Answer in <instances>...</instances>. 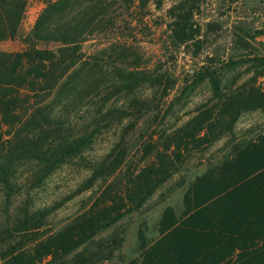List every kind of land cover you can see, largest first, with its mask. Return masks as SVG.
Returning <instances> with one entry per match:
<instances>
[{
	"label": "trees",
	"instance_id": "obj_1",
	"mask_svg": "<svg viewBox=\"0 0 264 264\" xmlns=\"http://www.w3.org/2000/svg\"><path fill=\"white\" fill-rule=\"evenodd\" d=\"M26 1L0 0V42L20 38L25 45L22 52H0V264H100L121 247L118 223L139 214L192 149L233 135L242 113L264 110V90L256 87L264 57L251 58L246 42L241 55L205 56L186 73L176 103L184 105L204 83L212 97L169 133L159 117L176 79L162 64L141 62L139 48L119 35L132 8L160 7L163 0H44L23 35ZM198 1L179 0L167 11L173 47L194 41L196 54L203 45L193 22ZM133 21L140 20L125 24L131 31ZM95 35L112 38L88 54L83 44ZM250 72L248 83L234 87ZM173 107H166L163 119ZM150 115L141 162L131 167L130 135ZM105 138L108 151L92 156ZM229 147L190 185L209 181L211 192L203 200L194 195L180 218L168 210L170 224L161 237L128 264H264V129ZM64 168L85 177L60 200L40 203L47 182ZM87 191L82 211L52 228L57 211ZM103 233L109 235L99 238Z\"/></svg>",
	"mask_w": 264,
	"mask_h": 264
},
{
	"label": "rangeland",
	"instance_id": "obj_2",
	"mask_svg": "<svg viewBox=\"0 0 264 264\" xmlns=\"http://www.w3.org/2000/svg\"><path fill=\"white\" fill-rule=\"evenodd\" d=\"M178 1L163 0L160 7L149 3L143 10L135 6L123 16L125 19L122 24L123 29L119 30V35L124 38L125 42L139 48L141 62L148 65L162 64L163 68L167 69L177 81L175 89L162 101L164 104L162 113L170 103H173L174 107L171 111L169 110L166 119H163L162 113L159 117V121L163 120L165 130L171 128L169 133L188 122L196 115V109L208 103L212 97L209 86L204 83L181 101L185 102L184 105L176 103L180 99L181 88L184 87L187 78L186 73L202 65L205 56L210 54L209 56L227 59L231 55H241L244 51H241L240 45H243L242 42H246L250 46L247 52L252 54L251 58L264 57V36L255 35L257 31H264V0H199L197 5L200 7L195 11L193 18V22L199 27L201 34L197 39L203 42L198 54L195 53L194 41H189L187 47L182 45L179 48L173 47L170 42L168 25L172 20L168 17L167 11ZM44 7V0L26 1L20 34L27 35L32 30ZM132 18L140 20L132 22L131 27L134 28V31L125 26L127 22H131ZM239 37L244 40H239ZM109 38L112 36L95 35L90 37L83 44V51L88 54L93 53L101 48L104 40ZM53 46L54 44L49 45L50 48ZM40 47H44V45H40ZM24 49L25 45L20 38L0 42V52L16 53L22 52ZM252 76L253 72L242 74L234 87L248 83ZM256 87L264 90V76L258 78ZM152 121H154L152 115L145 117L130 135L129 163L131 162V167L141 162L143 154L141 147L144 144L142 142L146 138L143 137L149 134L148 127ZM167 122L168 124L165 125ZM263 129L264 110L249 111L242 113L233 130V135L225 136L211 145H203L197 150L192 149L190 159L177 174L156 191L141 212L118 223L115 229L122 237L121 247L113 257L101 261L100 264H128L139 258L141 250L156 242L161 237L160 232L170 224L171 214L168 210L173 211L176 218H180L183 213H186L188 206L191 207L194 204V195H197L199 200H203L206 193L211 192L208 189L209 181L195 182L196 186L194 184L191 187L195 178L202 176L210 163L220 161L223 156L227 155L230 152L229 146L254 139L262 133ZM107 140L110 139L105 138L95 145L92 156H101L108 151L111 142ZM84 177L85 173L82 171L70 168L58 171L47 182L44 192L40 193L39 202L50 205L52 200H60L72 191ZM188 191L192 192L191 196H187ZM90 193L91 191H87L85 194L75 197L57 211L53 217L52 228L60 227L79 214ZM2 211L0 205V213ZM1 226L2 229L11 228ZM108 235V233H103L99 238ZM17 239L18 237L15 240ZM187 240L191 245L192 239L187 237ZM2 248L5 247L0 244V249ZM70 258L71 256L68 259Z\"/></svg>",
	"mask_w": 264,
	"mask_h": 264
}]
</instances>
